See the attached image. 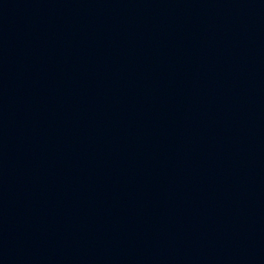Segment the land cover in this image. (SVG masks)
<instances>
[{"label": "water", "instance_id": "1", "mask_svg": "<svg viewBox=\"0 0 264 264\" xmlns=\"http://www.w3.org/2000/svg\"><path fill=\"white\" fill-rule=\"evenodd\" d=\"M0 264H264V0H0Z\"/></svg>", "mask_w": 264, "mask_h": 264}]
</instances>
